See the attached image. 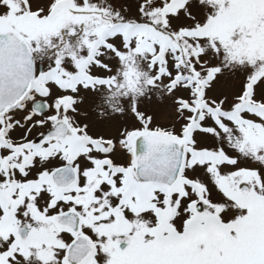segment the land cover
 <instances>
[{"label":"snow or ice","instance_id":"snow-or-ice-1","mask_svg":"<svg viewBox=\"0 0 264 264\" xmlns=\"http://www.w3.org/2000/svg\"><path fill=\"white\" fill-rule=\"evenodd\" d=\"M0 264H264V0H0Z\"/></svg>","mask_w":264,"mask_h":264}]
</instances>
